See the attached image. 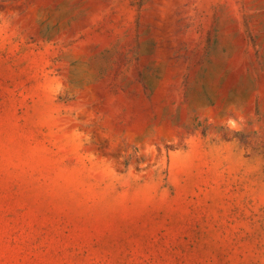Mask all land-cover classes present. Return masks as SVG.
Here are the masks:
<instances>
[{
	"label": "rangeland",
	"instance_id": "rangeland-1",
	"mask_svg": "<svg viewBox=\"0 0 264 264\" xmlns=\"http://www.w3.org/2000/svg\"><path fill=\"white\" fill-rule=\"evenodd\" d=\"M0 264H264V0H0Z\"/></svg>",
	"mask_w": 264,
	"mask_h": 264
}]
</instances>
